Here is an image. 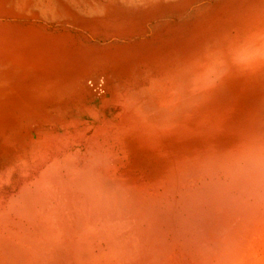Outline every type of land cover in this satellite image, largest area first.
I'll return each mask as SVG.
<instances>
[{
	"label": "bare ground",
	"instance_id": "6f19581e",
	"mask_svg": "<svg viewBox=\"0 0 264 264\" xmlns=\"http://www.w3.org/2000/svg\"><path fill=\"white\" fill-rule=\"evenodd\" d=\"M225 72L125 88L113 118L30 108L0 172V264H264V77ZM135 140L161 171L134 164Z\"/></svg>",
	"mask_w": 264,
	"mask_h": 264
},
{
	"label": "rangeland",
	"instance_id": "374dc122",
	"mask_svg": "<svg viewBox=\"0 0 264 264\" xmlns=\"http://www.w3.org/2000/svg\"><path fill=\"white\" fill-rule=\"evenodd\" d=\"M222 68L236 80L264 77V0H0V172L21 152L14 147L33 106L68 116L94 106L113 118L125 88L161 76L211 81ZM52 82L81 91L51 95ZM48 95L65 99L44 105ZM132 146L149 177L167 164L148 143Z\"/></svg>",
	"mask_w": 264,
	"mask_h": 264
}]
</instances>
